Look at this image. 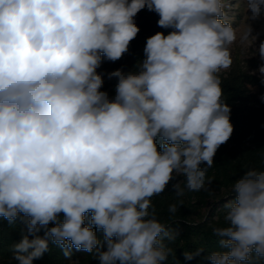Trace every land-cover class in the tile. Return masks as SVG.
I'll list each match as a JSON object with an SVG mask.
<instances>
[{
  "label": "clouds",
  "instance_id": "clouds-1",
  "mask_svg": "<svg viewBox=\"0 0 264 264\" xmlns=\"http://www.w3.org/2000/svg\"><path fill=\"white\" fill-rule=\"evenodd\" d=\"M226 7L225 0H0V217L10 225L22 219L29 234L45 229L12 246L18 264H33L49 239L65 256L74 246L100 264L167 260L164 241L179 233L156 219L151 197L174 172L185 177L183 187L172 185L177 196L205 189L217 149L233 132L216 75L232 65L237 39ZM144 8L174 31L147 38L137 71L109 74L118 78L110 99L96 69L102 54L115 62L128 51ZM246 9L247 20L259 19L264 0H246ZM252 32L247 24L241 39L255 41ZM258 51L264 60V42ZM258 72L264 83V65ZM232 192L226 226L213 228L221 250L206 258L264 260V171L244 172ZM92 226L103 230V243Z\"/></svg>",
  "mask_w": 264,
  "mask_h": 264
},
{
  "label": "trees",
  "instance_id": "trees-1",
  "mask_svg": "<svg viewBox=\"0 0 264 264\" xmlns=\"http://www.w3.org/2000/svg\"><path fill=\"white\" fill-rule=\"evenodd\" d=\"M159 15L147 8L140 10L134 17L140 29L136 37L130 41L128 51L115 61H108L103 57L101 64L114 70L120 69L125 73L137 71L139 63L145 59L144 47L146 40L157 32L168 35L172 28L158 26ZM126 61L125 65L123 62ZM260 77L246 75L243 80L235 77L220 78L221 99L230 106V122L233 132L229 140L222 144L213 158L214 164L208 169L205 179V189L188 191L183 196H177L173 184L183 182V175H174L165 190L159 195L151 197V204L155 207L156 219L168 230H176L179 235L174 241L165 239L164 243L172 249L167 260L161 264H211L206 258L211 252L221 250L219 237L213 233L214 227L226 226L224 204L234 198L232 187L234 182L250 169L264 171V83ZM230 94L228 99L224 95ZM159 150V141H157ZM177 206L175 213L170 212L171 205ZM151 210V209H150ZM22 216L23 214H19ZM59 221L63 222L64 214H58ZM91 212L85 213L84 226H90ZM56 226L50 222L48 227ZM96 231L98 240L103 243V230ZM23 235L29 239L35 236L44 237L45 229L29 234L27 225L22 219L14 224L0 217V264H18L13 259L12 246L19 243ZM115 239V238H114ZM197 248L204 251L191 260L185 259V252H195ZM102 250H106V244ZM69 256L64 255V249L49 239L48 251L40 258L34 259L33 264H100L92 253L76 249H68ZM252 264H264V260H257L253 254Z\"/></svg>",
  "mask_w": 264,
  "mask_h": 264
},
{
  "label": "rangeland",
  "instance_id": "rangeland-1",
  "mask_svg": "<svg viewBox=\"0 0 264 264\" xmlns=\"http://www.w3.org/2000/svg\"><path fill=\"white\" fill-rule=\"evenodd\" d=\"M227 7L225 8L226 16L224 21L231 23L236 30L237 39L229 46L231 57L233 60L232 65L228 69H221L216 75L220 78L235 77L243 78L246 75L261 77L258 72L260 66L264 65V60H261L259 54V46L264 42V16L256 20H247V16H251L250 10L246 9V0H225ZM247 24L251 25L253 32L252 35L256 36L255 41H243L242 34L245 31ZM125 65L126 61L123 62ZM115 71L111 67L100 66L96 69L98 74H101L103 85L100 91L107 92L110 99L115 97V87L118 83V78H109V74ZM230 94L224 95L223 99L226 101ZM174 175H182L181 173L174 172Z\"/></svg>",
  "mask_w": 264,
  "mask_h": 264
}]
</instances>
